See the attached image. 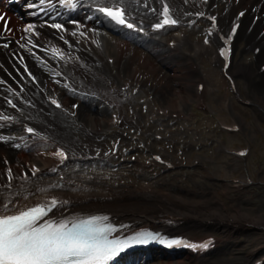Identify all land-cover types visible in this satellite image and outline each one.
Segmentation results:
<instances>
[{
  "label": "bare ground",
  "instance_id": "1",
  "mask_svg": "<svg viewBox=\"0 0 264 264\" xmlns=\"http://www.w3.org/2000/svg\"><path fill=\"white\" fill-rule=\"evenodd\" d=\"M1 2L8 6L10 5L9 10L11 12H8L5 19V28L8 30L6 34H10V38L0 42V185L2 186L0 191V213L15 214L32 204L45 201L42 196L47 195V199L59 202V206L52 214L54 219L73 217L81 213L88 214L94 210L105 209L112 212L116 219L125 220L129 223L130 227L127 228V231H132L149 225L147 224L148 218H153L155 215H162L164 219H170L173 216L184 222L178 228L179 231L187 232L192 236L198 235L200 238L204 237L207 234V230L204 229L201 222H194V219L191 218V216H194L193 214L190 215L171 203L170 199L175 198L176 201V197L156 195L154 194L155 189H150L152 187L141 185L138 188L125 184L121 188L117 183L116 185H107L102 193L90 194L81 191V193L77 194L70 190L67 192L65 189H70L72 181L64 189V183L57 179L54 172L50 169L51 166L56 164L55 158L46 159L43 151L37 152L35 147L40 148L39 144H33L27 139L28 137L23 128L25 124L29 123L27 120L33 121L37 126L33 125L36 126L42 136H50L56 141L68 139L74 146L79 144L81 155L84 152L95 151L94 155L108 158L112 153L99 151L100 147L97 144V142L103 140L101 137L106 131L105 129L103 130L104 123L106 124V109H103L102 104L92 99L93 103H87L84 106L83 116H77V118L85 117L88 121L85 129L86 137L82 141L76 136V134L81 132L79 129H76L75 132L72 127L67 128L64 121H71L68 117L54 114L51 108L45 107L42 101L36 98L39 95L37 91L38 85L48 83L51 87H54L55 81L65 84L67 80H70L74 87L79 85L80 87L91 89L92 92L88 93V95L105 93L103 88L109 86L111 79H120L119 74H114L111 67L103 61L107 50L111 52L109 46L112 48L114 41L120 42L117 43L119 50L114 49V52H111L116 56L117 60L114 67L118 71L130 69L131 63L133 65L135 62L133 53L139 50L148 51L153 59L151 60L150 58L143 64L142 72L146 71L147 67L159 68L160 65L165 67L174 65L178 67L179 71H184L183 68H186V66L181 62V57L172 52L167 53L159 45L149 44L144 39H139V37L137 38L134 35L108 28L96 16L88 23L89 26L95 27L96 31L85 30V21L82 19L74 21L63 19L57 14L55 9H49L51 3L47 0H24L23 6L25 7L19 14L16 13V7L13 6L15 10L11 9L12 5L9 0H1ZM144 3L153 4L154 0H145ZM238 9H243L246 12L242 25V28L244 27V40L249 45L257 41L264 42V0L230 1L224 11L221 22L227 25L231 24ZM143 11V9H132L131 13L143 14ZM41 13L43 14L40 15ZM257 16L259 17L258 20H256ZM23 20L27 21L26 23L29 25V29L26 31H23ZM21 22L23 23L22 26L20 25ZM55 25L60 27L57 28ZM97 30L104 35L106 43L107 41L109 43V46L107 43L104 50L97 49L94 45V38L102 40V35ZM122 37H125L128 41H119ZM174 41L179 42V37L176 36ZM5 44L7 47L4 46ZM122 44L126 47H121ZM201 47L202 50L198 52V55L208 54L209 51L214 54L216 52L214 48ZM53 49H57L59 55L54 54ZM33 50H36L35 52L39 50L44 54V59L51 60L52 62L49 63L51 67L48 66L46 68L38 58L34 57L32 55ZM74 58H77V62H74ZM256 61H264V47L257 56ZM87 67L92 69H85ZM60 70L63 76H60ZM243 72H247L250 75L254 74L251 66L240 65L237 68V73ZM188 75L189 70H187L185 76ZM94 76H96L97 81ZM14 79L22 83L27 93L24 94L27 97L26 100L21 104H18L10 96L7 89L8 85H13L12 80ZM246 80L248 82V78ZM262 84L264 88V76L253 84L255 94ZM98 87L102 89L99 90ZM95 88H97V91H95ZM118 94V92L109 94V98H113L114 95ZM186 94H188V98L190 91L187 87ZM9 101H11V104ZM257 102L259 103V108L264 110V99H258ZM6 115L10 117L6 119ZM109 126L111 127L112 125ZM84 156L87 157L89 154H84ZM13 161L16 164H12ZM9 172L11 173L10 175ZM41 176L44 177V180L40 179ZM34 177L37 179H33ZM5 184H11L12 190L4 188ZM48 184L51 187L49 189L46 188ZM41 192H44V194ZM68 198L71 199L73 204L64 208V203ZM159 202H164L165 204L158 205ZM185 202L187 201L185 200ZM4 204H7V211L3 208ZM232 214L243 217H250L251 215L244 214L240 210ZM228 218L231 219L228 221L231 224L238 221L232 215H228ZM210 219H204L203 222H207ZM245 222L249 224L264 223V216L261 214L253 217L251 221L246 220ZM261 236L264 240V233ZM207 237L209 235L204 238ZM256 242V249L252 251L246 260L247 264L254 260V253L264 251V241ZM198 255H185L177 261L168 259L165 255L160 258H158L159 256L150 255V259H158L156 264H208L207 253ZM163 257L166 259H163ZM125 261L126 259L123 260V262ZM142 261L143 258L136 261L132 258L129 264H142ZM236 263L241 262L237 261Z\"/></svg>",
  "mask_w": 264,
  "mask_h": 264
},
{
  "label": "rangeland",
  "instance_id": "2",
  "mask_svg": "<svg viewBox=\"0 0 264 264\" xmlns=\"http://www.w3.org/2000/svg\"><path fill=\"white\" fill-rule=\"evenodd\" d=\"M241 10V9H239ZM222 11V7H221ZM2 24L4 22V19H2ZM21 26L23 23L21 22ZM3 32L0 33L2 35ZM203 29H199L196 32H189V38L190 40H195L200 37H202ZM165 37H160V41L163 40ZM119 41H125L124 39L120 38ZM153 41V40H150ZM157 40L155 39L152 44ZM245 40L242 36V39L237 43V62L236 67H238L240 64H242V53L245 48ZM120 42H113L112 43V52L114 49L119 50L118 44ZM111 47V46H110ZM165 47V46H164ZM162 46V48L164 49ZM166 52V50L164 49ZM190 49L187 50L189 52ZM168 53V52H167ZM185 53L186 52H180L176 53L181 56V62L185 64L186 68H183L184 71L178 70V67L171 65L170 67H165L163 65H160L159 68H149L147 67V70L139 74V78L142 83V89L140 93L132 98L126 97V103L123 105L122 111H124L127 114H132L131 111L137 112L139 116L143 119V124L145 126V134L144 138L148 143H152L155 150L158 149L160 146H166L163 143L157 142V140L154 137V134L160 133L162 135H169L171 131L174 132V138L176 139L175 142H172V148L169 150L172 151V155L174 157H178L182 159L185 163L191 164L192 160L194 159V145L201 146L203 149L199 152L200 156H205L206 153L203 150H211V146H207L210 143H213V139H222V136L227 140V143L229 146L236 147L237 145H242L243 137H247L249 135L248 130L246 132H243L239 135H226L221 134V130L216 127V119H222L224 121H227L228 123L230 120V117L236 116L237 119H241L247 116L246 112H241L240 110L236 108H232L230 112H225L223 110V102L227 98L226 97V84L220 74L219 67L214 66L210 59L207 57H204L201 60L202 63V73L200 75L204 76L205 81L208 85V88L210 89V93L212 95L209 96L210 100V109L207 113H199L196 118L198 117L200 121L198 122V127H200V131H191V124L192 122H184L179 121L178 123H175L174 121H168L163 120L160 123L156 125H152L151 118L157 115V110L160 108H164L166 106H178L182 109V112L186 115H190V108L194 105V76L189 73L188 76H185L187 74V63H185ZM135 56V62L131 63V68L124 70H117L115 68L114 72L116 74L126 75L128 73H137L136 69L140 67L137 64L138 58L141 55L146 56L147 60L151 58L150 53L144 50H139L138 52L133 53ZM115 56V55H114ZM116 57V56H115ZM248 58H245V61ZM151 60H153L151 58ZM244 61V62H245ZM136 63V64H135ZM123 72V73H122ZM241 80V79H240ZM114 82V86H117L116 81L112 80V83ZM242 87L244 86V81L241 80ZM186 87L190 91V95L187 98L186 94ZM193 87V89H192ZM168 92V93H167ZM252 98L255 99H264V88L263 84L258 88V91H256V95L254 96L252 91ZM90 100H82L83 105L86 103H89ZM121 101V99H120ZM92 102V101H90ZM258 111V114H261V112ZM83 109L78 113V115L83 116ZM106 116V122L110 120L109 115ZM97 117V116H94ZM78 120L76 119L72 122L66 121V126L68 128L72 127L74 129H78ZM105 124V123H104ZM258 128L260 129L261 133L264 132V127L260 126L258 124ZM184 130V131H183ZM104 137H107L106 139L110 140L114 138V141H118L114 134H111V136L108 134H105ZM197 139V142L194 140ZM115 143V142H114ZM203 144H206L205 146ZM115 145V144H113ZM110 147V146H107ZM37 148V149H36ZM37 152H40L41 148L35 147ZM44 150V154H49V151L45 148H42ZM126 151V150H124ZM149 151L146 149H142L141 153H131L128 157H136L141 162L145 161L149 158ZM127 158V157H125ZM231 159L229 156L224 155L223 158L219 161L218 169L221 173L222 177L225 179L230 178L233 175L240 174V171L238 173L233 172V169L230 168L228 160ZM126 160V159H124ZM262 160L264 161V145H258L256 149L254 150L251 159L246 163L249 166H252L254 173L259 172L260 170H263V168H257V163ZM124 162V161H123ZM122 163V162H121ZM204 163V161H203ZM12 164H16L15 161L12 162ZM89 169L85 173L86 168L84 166H78V165H71L69 168L71 170L75 169L77 171L72 172L75 176L74 182H76V185H71V188L74 187L76 189H73V193H81V191L85 193H102L106 189L107 185H114L117 182H130L134 181L135 183L139 180V164L136 162H124V165L120 167L119 172L112 170V167H105V165H97V164H88ZM264 167V166H263ZM240 170V169H239ZM155 173L158 175L157 178L154 177ZM204 171L201 169H198V172H196L193 169H185V168H178L177 170L162 173L158 169L151 170L147 169L143 177L140 178L141 182H151V181H158L157 189L161 193H172L175 195H182L189 201H203L207 200L208 204L211 203L212 197L214 196L213 191H218L223 187V185L219 184H213L210 183L206 178H204ZM98 177V182H104V184H97L94 183L90 186L91 189L87 188V183L85 182L88 177L91 176ZM81 185V187H80ZM96 185V187H95ZM82 186H84L82 188ZM83 190H82V189ZM264 191V190H262ZM239 204H238V200ZM231 212H236L237 210H245L246 212H249L252 216L259 215V213L254 212L253 206L245 205L243 204V198L237 197V200H234L231 202ZM242 207L243 209H240ZM206 209H199V211H205ZM243 210V211H244ZM260 214L264 215V209L260 212ZM259 233H261V230L255 229V230H249V229H234L233 227L229 228V231L225 233L224 235H221L218 232H214V235L219 239L218 245L221 247V251L219 254H216L214 256L215 259L224 261L225 263H232L237 264V258H241L242 254L246 260L247 258V251L253 249L254 244L252 243V240L254 238H257L259 236ZM227 240V241H225ZM225 241V242H224ZM223 242V243H222ZM242 253V254H241ZM162 253H152V256H159L160 258ZM165 257H167L165 255ZM163 257V259H166ZM133 258V257H132ZM134 258H140L139 256H135ZM168 259H173L177 261L179 256L174 257H167ZM158 259H154L152 261H148L146 264H156ZM125 264V263H124Z\"/></svg>",
  "mask_w": 264,
  "mask_h": 264
},
{
  "label": "snow or ice",
  "instance_id": "3",
  "mask_svg": "<svg viewBox=\"0 0 264 264\" xmlns=\"http://www.w3.org/2000/svg\"><path fill=\"white\" fill-rule=\"evenodd\" d=\"M68 2L71 3V0ZM99 11L119 24L126 23L124 13L119 8L113 10V8L101 7ZM162 15L163 20L157 25L158 28L176 23V20L169 15L166 4ZM126 26L133 27L130 23ZM55 27L60 26L55 25ZM4 46L7 47L6 44ZM53 53L59 55L57 49H53ZM222 55L227 58V52ZM9 103L11 104V101ZM52 103L55 104L56 101L53 100ZM28 131L31 132L32 129ZM57 155L61 159L64 158L63 152ZM56 203V200H52L50 206L55 207ZM3 208L7 211V204H4ZM49 210V206H35L15 214L0 213V264H109L131 245L157 239L148 232L139 233L131 239H110L113 229L98 226L100 219L106 220V217L81 219L78 222L46 221L41 224L40 221ZM166 243L172 246L182 242L172 240ZM186 246L195 247V245Z\"/></svg>",
  "mask_w": 264,
  "mask_h": 264
}]
</instances>
